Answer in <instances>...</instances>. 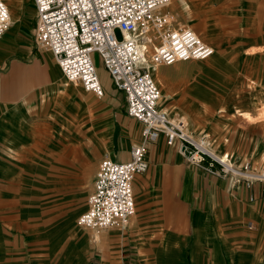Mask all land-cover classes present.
I'll return each mask as SVG.
<instances>
[{"label":"crops","instance_id":"0c3cea01","mask_svg":"<svg viewBox=\"0 0 264 264\" xmlns=\"http://www.w3.org/2000/svg\"><path fill=\"white\" fill-rule=\"evenodd\" d=\"M5 1L11 26L0 41V142L20 153L18 119L24 115L20 107L35 101L41 90L58 86L63 72L51 52L35 47L33 0ZM217 6L224 36L221 29L215 41L204 33L209 29L201 34L207 44L216 45L211 70L215 66L220 75L225 65L235 64L238 76L222 79L221 86L241 87L240 101L264 99V0H220ZM165 10L197 33L198 25L189 24L181 10ZM96 60L105 95H112L113 82ZM125 102L124 114L116 117L109 136L107 158L117 162L129 160L132 146L141 141L142 126L126 113V96ZM255 148L260 156L262 146ZM7 156L8 152L0 153V246L14 243L4 196L21 184L20 164L13 162V169ZM147 160L149 170L134 179L136 213L127 229L78 237L61 264H264V182L231 187L226 178L192 166L179 145L167 146L162 137L150 145ZM88 207L87 202L85 211ZM5 255L0 251V264L6 263Z\"/></svg>","mask_w":264,"mask_h":264},{"label":"rangeland","instance_id":"374dc122","mask_svg":"<svg viewBox=\"0 0 264 264\" xmlns=\"http://www.w3.org/2000/svg\"><path fill=\"white\" fill-rule=\"evenodd\" d=\"M219 1L171 0L168 7L181 10L189 24L198 25L202 40L206 38L201 34L209 29L204 33L215 41L219 29L222 36L225 33ZM116 33L121 39L120 32ZM34 44L37 47L35 38ZM213 57L157 67L153 77L162 95L160 108L167 109L177 123L182 121L192 137L205 138L210 151L232 161L234 168L242 170L249 163L248 172L261 174L264 118L249 121L242 114L260 117L264 99L238 100L241 87L220 83L238 76L235 64L228 63L218 75L215 66L216 73L211 70ZM60 76L58 86L41 90L35 101L20 107L24 113L18 119L20 153L0 142V153L6 156L8 152L10 167L15 169L11 164L19 162L22 184L16 183L4 196L10 208L6 217L15 235L13 244L0 246L1 253H6L5 264H61L75 239L98 234L79 226L78 220L86 210L100 161L111 155L109 136L116 117L124 114L125 96L114 86L112 95L107 92L100 99ZM231 89L235 94L226 91ZM259 145L263 148L260 156L255 155ZM230 175L226 179L231 187L245 182L235 184Z\"/></svg>","mask_w":264,"mask_h":264},{"label":"built area","instance_id":"2783aa9c","mask_svg":"<svg viewBox=\"0 0 264 264\" xmlns=\"http://www.w3.org/2000/svg\"><path fill=\"white\" fill-rule=\"evenodd\" d=\"M36 17V46L51 52L69 82L79 83L87 93L102 99L105 90L98 62L107 70L113 85L126 96L128 116L141 124V141L132 146L126 162L103 159L89 196L88 209L78 225L97 232L125 230L136 213L134 179L150 167L151 144L162 137L167 146L179 145L192 166L236 184L264 182L263 177H244L241 170L226 167L210 153L205 138L196 139L183 122L172 123L160 108L162 95L153 77L159 66L191 60H208L215 49L176 13L166 12L171 0H33ZM11 26V14L0 0V41ZM117 31L121 39L117 37ZM240 171V172H239Z\"/></svg>","mask_w":264,"mask_h":264},{"label":"bare ground","instance_id":"6f19581e","mask_svg":"<svg viewBox=\"0 0 264 264\" xmlns=\"http://www.w3.org/2000/svg\"><path fill=\"white\" fill-rule=\"evenodd\" d=\"M187 5V4H186ZM213 46V45H212ZM214 47V46H213ZM214 49H215V47H214ZM216 51V50H215ZM158 69V68H157ZM155 70V71H158V70ZM159 73H160V71H159ZM102 83H103V80H102ZM103 85H104V83H103ZM166 112H167V109H166ZM243 116L245 115L246 116V118L249 120V121H254V120H256V119H261V117H263L264 118V111L261 113V116L260 117H258V118H256L255 116H253L252 114H250L249 112H244V114H242ZM170 121L172 122V123H177L176 122V119H174V118H172L171 116H170ZM180 123L182 122V121H179ZM206 148H207V150L210 152V153H212L214 156H216V158L219 160V161H222L223 163H225L226 164V167L227 168H229V167H234L233 166V162L232 161H230L229 159L227 160V159H224L222 156H220L217 152H215V151H210V146H206ZM240 172V171H239ZM242 176H244V177H252V178H254V177H256V176H259V175H256V174H254V173H251V172H243L242 173ZM264 175H262V176H259V177H263Z\"/></svg>","mask_w":264,"mask_h":264}]
</instances>
